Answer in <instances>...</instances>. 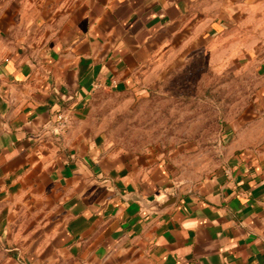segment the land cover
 <instances>
[{
  "label": "crops",
  "instance_id": "1",
  "mask_svg": "<svg viewBox=\"0 0 264 264\" xmlns=\"http://www.w3.org/2000/svg\"><path fill=\"white\" fill-rule=\"evenodd\" d=\"M220 38L255 68L262 120L204 180L91 121L96 92L145 93ZM0 264H264V0H0Z\"/></svg>",
  "mask_w": 264,
  "mask_h": 264
},
{
  "label": "rangeland",
  "instance_id": "2",
  "mask_svg": "<svg viewBox=\"0 0 264 264\" xmlns=\"http://www.w3.org/2000/svg\"><path fill=\"white\" fill-rule=\"evenodd\" d=\"M235 54L211 39L176 64L165 60L145 93L96 92L89 117L117 149L162 160L176 184L194 186L262 120L255 68Z\"/></svg>",
  "mask_w": 264,
  "mask_h": 264
},
{
  "label": "water",
  "instance_id": "3",
  "mask_svg": "<svg viewBox=\"0 0 264 264\" xmlns=\"http://www.w3.org/2000/svg\"><path fill=\"white\" fill-rule=\"evenodd\" d=\"M177 192H178L177 186L174 185L173 191H170V192L169 191H163V196L159 200H152L149 203H146L144 201H142V202L148 208L160 209V208H163L167 205L174 203L176 200V197H177Z\"/></svg>",
  "mask_w": 264,
  "mask_h": 264
},
{
  "label": "built area",
  "instance_id": "4",
  "mask_svg": "<svg viewBox=\"0 0 264 264\" xmlns=\"http://www.w3.org/2000/svg\"><path fill=\"white\" fill-rule=\"evenodd\" d=\"M56 119L58 130H64L68 126L69 119L65 114L58 113Z\"/></svg>",
  "mask_w": 264,
  "mask_h": 264
}]
</instances>
